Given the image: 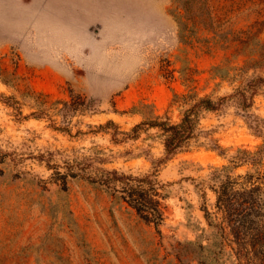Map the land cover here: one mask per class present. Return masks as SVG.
I'll list each match as a JSON object with an SVG mask.
<instances>
[{
	"label": "rangeland",
	"instance_id": "rangeland-1",
	"mask_svg": "<svg viewBox=\"0 0 264 264\" xmlns=\"http://www.w3.org/2000/svg\"><path fill=\"white\" fill-rule=\"evenodd\" d=\"M259 79L264 0H0V264H264V189L219 201L263 181L264 84L172 157L147 124ZM110 121L146 124L115 143ZM109 171L155 184L163 222L94 182Z\"/></svg>",
	"mask_w": 264,
	"mask_h": 264
},
{
	"label": "trees",
	"instance_id": "trees-1",
	"mask_svg": "<svg viewBox=\"0 0 264 264\" xmlns=\"http://www.w3.org/2000/svg\"><path fill=\"white\" fill-rule=\"evenodd\" d=\"M264 84L263 79H259L256 81H252L253 88L250 90L251 96H248L247 93L244 92H236L234 95L228 97H223L218 101H213L210 98L200 99L196 102L189 110L184 113L183 119L179 124L169 125L164 122L160 123H147L151 127L160 128L165 135V151L168 157H172L177 153L181 152L189 141L194 137L195 131L199 126V114L202 110L208 112L218 111L222 105L230 100L238 98L239 104L242 108L246 109L252 105L253 95L255 92V88L258 85ZM251 85V86H252ZM146 123L137 125L133 128L132 133H124L118 131L117 126L113 122H109L103 129L109 130L111 127L115 129L113 133V141L115 143H119L121 140L118 139V135L122 134L127 137L137 136L139 130ZM220 148V147H216ZM261 153L264 154V146L262 147ZM260 157L258 160H261ZM106 176L102 177L100 180H96L94 182L99 183L101 186L106 187L108 190L113 191L115 193L120 194L121 200L125 201L132 209H134L137 215L142 218L146 222H154L155 225H159L163 222V214L159 209V202L154 198L157 196V187L155 184H152L149 189L144 188V184H149L145 178L143 179H130L131 177H124L126 180H133L136 185H126L122 189H117V184L123 179V177H118V173L116 171H109L105 173ZM230 177V176H229ZM227 180L222 184V195L223 193L233 190L234 183L233 181ZM259 178V177H258ZM247 182L252 184L253 186L250 191L246 192L247 196L243 200V202L237 201L234 196L233 198H228L226 200H222L221 196L219 197L220 203L227 208L233 207L235 205L240 207H247V209L259 208L262 206L261 203V194L264 189V178L263 181L260 182L259 185H256L252 177L247 179ZM127 184V183H125ZM229 194H226V196ZM234 194H232L233 196ZM222 233L224 232V228L219 226Z\"/></svg>",
	"mask_w": 264,
	"mask_h": 264
}]
</instances>
